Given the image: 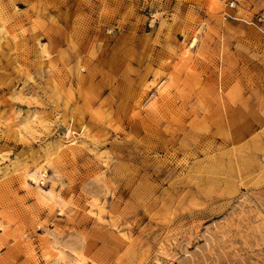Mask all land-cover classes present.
I'll use <instances>...</instances> for the list:
<instances>
[{
	"label": "rangeland",
	"instance_id": "1",
	"mask_svg": "<svg viewBox=\"0 0 264 264\" xmlns=\"http://www.w3.org/2000/svg\"><path fill=\"white\" fill-rule=\"evenodd\" d=\"M0 0V264H264V0Z\"/></svg>",
	"mask_w": 264,
	"mask_h": 264
},
{
	"label": "built area",
	"instance_id": "2",
	"mask_svg": "<svg viewBox=\"0 0 264 264\" xmlns=\"http://www.w3.org/2000/svg\"><path fill=\"white\" fill-rule=\"evenodd\" d=\"M236 1H239V0H232L230 5L232 7H234L236 5ZM251 22L254 23V24H257V25H259L260 23L264 22V13H260L259 15H257L254 20H251ZM262 30L264 31V28H262Z\"/></svg>",
	"mask_w": 264,
	"mask_h": 264
}]
</instances>
